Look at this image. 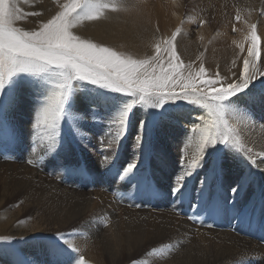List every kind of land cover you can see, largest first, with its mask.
Here are the masks:
<instances>
[{"label":"bare ground","instance_id":"obj_1","mask_svg":"<svg viewBox=\"0 0 264 264\" xmlns=\"http://www.w3.org/2000/svg\"><path fill=\"white\" fill-rule=\"evenodd\" d=\"M18 1L20 2L18 4L23 6L28 0ZM194 1L195 0H187L185 2L183 0H114L117 4H125L128 6L116 12L109 11L106 18L91 21V24L86 30H78L77 34L84 38L91 39L93 42L109 46L119 52L142 57L141 55L151 53V49H154L153 41L161 42L179 29L180 31L176 39V48L185 64L192 63L197 60L199 56L200 59L197 60L199 62L195 67L193 66L194 69H198L200 63H203L210 73L219 70L223 75H227L229 72L228 70L234 67L233 61L238 63L236 54L239 52V49H236L232 41H243L244 34L247 32V26L243 22H238L236 25L233 24L232 21L230 23V16H228L229 18H226L229 20L225 21L226 23L224 22L223 25L220 23L222 25L220 29L214 30V22L211 24L207 15L208 11L210 12L211 4H216L215 9L217 10L216 13H218L217 16H215L214 24L216 25L222 19L220 13L225 9L227 12L229 11V13L232 11V14L234 11H239L241 18L243 19L244 17L247 21L249 20L250 23H253L250 20L254 18H262V22L259 23L258 26V32L261 38L264 39V15L260 14L261 10H264V8H262V6L264 7V2L261 3L262 0H198V4L192 8L195 13L190 11L188 14L189 16H194L190 18L189 21L183 18L184 14L187 13L186 9H188L185 3L193 5ZM58 2L62 3L63 0H59L56 4H53L50 14L44 15L42 20L49 18L50 15L58 10ZM14 3L16 5V0H14ZM260 5L262 6L260 7ZM55 6L57 7L55 8ZM36 20L38 21L39 18H29L27 16L26 19L17 21L16 26L29 30L27 28H34V23H37ZM202 20L207 21V23L201 26L200 22ZM232 24L235 25L234 27L238 31H232L234 28ZM26 25L29 26L25 27ZM246 47L247 45L245 44V48ZM233 71H236L235 68ZM34 76L40 79L42 84H45L43 88L47 93L54 91L51 86L55 85V83L51 76L55 75L51 71L41 73H18L14 77L18 79L16 82V84H18L25 80H30V78ZM260 81L261 85L256 86V84L252 83L249 88L243 92L246 94L247 100L244 99L245 97L240 96L231 98L230 101L226 103L230 108L243 111L252 118V120H247L245 122L230 119L229 123L236 130L237 138L243 145L245 152L248 148H252L253 154L264 149V78H261ZM25 86L27 85L23 84L18 90L19 95L24 94L22 89ZM87 89L92 90L90 86ZM110 96L112 97L114 94L93 91L90 99L91 102L98 107V109H95V107L94 109L96 112L98 111V116H100V118H107L110 116V112H112V116L117 115L114 118L115 121H117L118 114L123 111L128 97H117L111 100ZM77 97L78 96L75 95L74 105L77 109H75L74 115L76 120L68 121L69 129L72 133L71 137L75 140L76 145L80 147L82 155L84 158H87L88 165H90L91 169L96 173L98 172V168L101 169L102 166L105 168V164H102L101 161L106 154L112 156V152L110 150L103 152L101 146L98 144L100 138L103 137L101 136V131L97 127L91 125L90 118L92 114H89V112L86 114L84 112L86 104L85 102L80 103ZM30 102L31 100L29 98L24 97L20 99V104H17L16 110L12 108L14 115L11 118L17 130H15V134H13V149L5 153H9L12 157L15 155L18 157L20 155L22 156L24 150L19 149H29L27 141L34 135V121L32 123L28 122L31 121V105L28 104ZM166 103V110L161 111L158 109L161 113L157 115L159 117H157L156 120L153 119L154 121L150 119L149 114L144 110L145 108L140 105L134 109L129 119H131V121L133 120V128H135L136 125L137 131L140 129L141 121L144 122L142 129L143 138L138 148L141 155L144 150H147L149 146L148 143L152 141L153 137L156 140L157 147L163 149L169 155L171 160L170 170L164 171L165 180L158 178L155 174L154 176L161 186L173 189L174 181L176 180L174 177L177 178L179 175L177 171L178 161L179 158H181V149H183L184 155L187 157V163H190L191 158L196 155V141H189L187 138L191 126L198 122L196 117L201 114V110L194 105L189 103L186 104V102L182 100ZM99 107L103 108L100 109ZM127 119L128 117H126L125 121H127ZM150 123L152 124L151 126ZM116 125L119 130V124L116 123ZM126 125L127 123L124 125L125 131H128L130 137H133L132 140L134 144V137L137 135V132L129 130ZM201 126H203L202 122ZM74 129H79L81 132L87 133V135L85 137L77 136ZM118 130L113 129V133L109 138L115 137ZM41 135H43V133ZM57 139L58 136L55 137V140ZM120 139H122V137H120ZM73 145L75 144H66L62 146L58 152L63 154L69 146ZM120 146L119 142L116 149L118 150ZM36 149L38 150V147ZM97 149L99 150L98 153L96 152ZM129 151L136 152L133 146L130 147ZM100 153L103 154L102 157H99L98 154ZM220 153H222V151ZM27 154L31 157L34 153L29 149ZM140 154L138 155L139 157ZM70 155L71 154H69V157ZM204 158L207 160L201 164V169H210L212 166L216 167V163L210 161L211 157ZM237 159L247 165L249 164L242 155L235 151L223 150L222 155L219 156V160H221L219 166L222 171L227 170L228 173H224V182L211 186L216 190L221 188L224 189L225 187L222 186V184L227 181H232L234 173H236V178L240 175L241 170H237L238 167L235 166ZM257 163L259 167H253V172L256 175H260L263 179L262 181H264V171L260 170L264 168V162L258 161ZM16 169L17 167H11L9 164H0V242L7 241L8 239H16L18 241L16 242V245L18 244L17 248H24L28 254V259L22 260L23 264L58 263V260L55 261V259L61 254L59 248L52 251V248L49 247L50 245L47 246L39 241L35 242L34 240H40L38 237L29 238V236L37 233L42 235L51 231L66 232L69 226L72 227V224L77 218L84 214L88 216L90 213H93V211H97V209L100 210L102 218H105L107 214L112 217V227L108 231L104 229L101 233H98L97 228L95 229L96 226L91 225L89 227L88 220L93 218L89 217L84 219L81 223L82 225L75 232H69L68 235V243L78 246V252H75L74 255L75 258H77V255H82L87 264H90V261L93 264H119L120 258L121 264H264V246L243 239L231 232L192 226L191 223L181 218V216L178 217L168 211V213H164L165 218L163 219L158 212H153L152 215L149 211L130 210L119 206L110 196L100 192L101 190H95L93 192H86L82 189L73 190L60 185L52 179L41 181L43 175L40 176L32 172V169L25 166L20 165V167ZM200 171H202L201 174H199ZM180 172H182V167ZM194 173L197 174V177L192 176ZM206 173L198 167L192 171L191 175L186 176L183 181L187 182V180L192 177L194 181L199 180L201 186L206 187L208 183L215 180L213 177H210V174ZM96 176L99 177V175H95L94 177ZM71 177L73 178V176ZM247 178H249V175ZM98 180L99 179H97V181ZM112 182L113 181H110L108 185ZM113 185L114 187L120 186L114 182L112 183V186ZM240 186H245L249 194L254 193L256 190L255 183H250L248 185L246 180H241ZM239 195L238 193L237 197ZM98 197L104 200L106 203L105 206L107 205L106 207H101L96 204L100 202V198L97 200ZM245 197L246 193L244 192L240 198L244 199ZM8 204L11 205L7 206ZM69 205L75 206L76 209L69 210ZM107 207L110 209L116 207L117 210L115 214L113 215ZM62 210L64 211V215L59 213ZM189 232L194 236L189 237ZM67 233L68 232H66V234ZM102 237L107 238L114 244V248L111 251L112 255H110L111 257H108L101 247L100 238ZM57 241L62 243L59 239H57ZM119 242H121L120 246ZM53 245L56 246V244ZM42 248L49 250L50 254L45 255V251ZM167 248L169 251L165 256L164 254H166L165 250ZM2 249H4L3 246ZM144 249L145 255H142L143 257L140 258L141 263H139V261L136 263L130 260L133 258L132 256ZM249 249L251 251H249ZM154 250L164 259L158 260L152 253ZM250 252H253L254 255L249 256L248 253ZM123 258H125V260L121 262Z\"/></svg>","mask_w":264,"mask_h":264},{"label":"snow or ice","instance_id":"obj_2","mask_svg":"<svg viewBox=\"0 0 264 264\" xmlns=\"http://www.w3.org/2000/svg\"><path fill=\"white\" fill-rule=\"evenodd\" d=\"M127 6L114 0H63L62 3L58 2V10L54 14L39 22L38 28L25 30L17 27L16 22L27 16H42L43 13H23L13 0H0V90L18 73L51 71L57 77L55 91L35 115L33 141L36 147L48 140L49 150L54 149L65 103L72 93V82L81 81L132 97L118 114L116 123L120 127L115 137L106 135L101 138L102 150H110L113 154L120 137L125 134L128 112L135 104L159 108L166 102L182 100L201 110L196 117L198 122L191 126L187 138L196 141V155L187 163L181 149L182 172L174 181L173 194L179 191L184 178L201 166L206 150L217 144L242 155L252 167H259L257 162H264V149L253 154V149L248 148L245 152L236 130L229 123L230 119L245 122L252 118L225 103L247 90L254 81L264 78V39L258 32V25L242 21L239 11L234 17L236 22H243L247 26V32L243 41H232L239 49L236 56L242 60V67L233 71L230 77L222 75L219 70L210 73L203 63L198 69H194L191 63L185 64L176 48L179 29L161 42L153 41V53L143 58L119 52L77 34L85 22L106 18L109 11L116 12ZM260 14L264 15V10ZM205 23L207 21L200 22L201 26ZM232 31L238 30L234 27ZM143 123L141 121L134 137V148H139L142 141ZM74 130L77 136L87 135L79 129ZM111 159L112 156L105 155L101 163L107 165ZM28 162L33 163L31 159ZM137 163L138 160L134 158L126 164L119 173V179L123 180L133 173ZM260 170L264 171V168ZM238 189L239 186L231 189L233 196ZM54 234L68 248L78 252L76 244L68 243L66 233L57 231ZM75 264L87 262L82 255H77Z\"/></svg>","mask_w":264,"mask_h":264},{"label":"rangeland","instance_id":"obj_3","mask_svg":"<svg viewBox=\"0 0 264 264\" xmlns=\"http://www.w3.org/2000/svg\"><path fill=\"white\" fill-rule=\"evenodd\" d=\"M57 1L59 0H54V1L28 0L26 1V3L23 4V6H20V4H18L20 2L16 0V7L20 8L23 13H29V12L43 13L42 16H28L29 18L31 17L36 19L39 18L38 21L36 20L37 23H34L35 24L34 28H30V27L27 28L29 30H34L39 27V22L42 21V17L44 15L50 14L53 4H56ZM183 1L185 2L187 0H183ZM263 2L264 0L261 1V3ZM197 4H198V0H195L193 5L189 3H185V6L188 9H186L187 13L184 14L183 18L190 21V18H193L194 16L193 15L189 16L188 14L190 13V11L195 13L193 11L194 9L192 8ZM261 6L262 5H260V7ZM56 7L57 6H55V8ZM210 8H211L210 12L208 11L207 15L209 17V22L212 24L213 22L215 23V16H217L218 13H216L217 10L215 9L216 8L215 3H212ZM262 8L264 7L262 6ZM222 13H220L222 15L221 16L222 19L219 21L218 23L219 25L213 23L215 27L213 28L214 30L220 29V27L224 24V22L229 20L227 19L229 18L228 16H230V23L231 21L235 25L236 23H238L234 20V17L236 16L237 13L236 11H234V13L232 14V11H230L229 13V11L227 12V10L225 9L222 11ZM244 19L245 18L243 17L242 21ZM261 19L262 18L260 19L254 18L253 19L254 21L253 20L250 21L256 23L259 26V23L262 22ZM90 22H85V26H81L79 30H86L88 26L91 24ZM233 24L232 26L234 27L235 25ZM28 26L29 25H26L25 27ZM153 51L154 49H151V53H145L141 55L142 57L140 58H143L146 54L151 55ZM198 62L199 61L195 60L191 64L192 66L195 67L196 64H198ZM240 67H242V60L238 59V63L235 61L234 67L228 70L229 72L227 76L229 77L231 76V73L233 72L234 68L237 71ZM51 77L54 80V83H56L57 77L56 76H51ZM260 80L261 79L254 81L253 84H256V86L261 85ZM17 81L18 79H15V77L13 76L9 80V82L5 85V88L3 90H0V157H1L0 164H9L11 167L14 168L17 167V169L18 167H20V165H22L29 169H32V172H35L40 176L43 175L44 177L42 176V180L40 179L41 181H47V179L48 180L52 179L55 180L60 185L65 186L69 189H73V190L82 189L86 192L101 190L100 192L110 196V198L121 207H125L134 211H145V212L149 211L151 212L152 215L153 212H158L163 219L165 218L164 213L168 211L171 212L172 214H175L178 217L181 216V218L191 223L192 226L212 229L216 231H228L243 239L250 240L261 246H264V188H263L264 181H262L263 179L261 178L260 175H256L253 172L254 168L250 164L247 165L246 163H243L241 162V160L237 159L235 166L238 167L237 170H241L240 175L236 178V173H234L232 181L229 182L227 181L222 184V186L225 187L224 189L221 188L216 190L213 186H211V185H217L219 183L221 184V182H224V175H225L224 173L227 174L228 172L227 170L222 171L220 169L219 165L221 160H219V156L222 155L223 150H232L229 149V147H226L221 144H217L215 147H210L206 150V154L204 157H211L210 161L215 162L216 167L212 166L210 169L209 168L201 169L200 166L199 168L200 170H203L205 173L207 172L208 174H210L211 175L210 177H213L215 179L213 180V182L208 183L207 186L205 187V186H201L199 180L194 181V178L191 177L190 179L187 180V182L186 181L182 182L181 188H179V191L176 192L175 194H173V189L169 187L165 188L161 186L156 181V177L154 176L155 174L158 176V178L165 180L164 171L170 170L169 168L171 162L169 155L163 149L157 147V143L154 137L152 138V141L148 143L149 146L147 147V150H144L141 155L139 153L138 148L133 147V149H135L136 152L129 151L130 147L133 146V140H132L133 137H130L128 131H125V134L122 136V139L119 140L121 146L119 147L118 150L117 149L115 150L114 154L112 153L113 160L111 159L110 163L104 166L105 168H103V166L101 167V169L98 168V172H96L98 174H96L94 170L91 169L90 165H88L87 163V158H84V156L81 153L80 147L76 145L75 140L71 137L72 133L69 129L68 121L76 120L74 115L75 109H77V107L74 105L75 95L78 96L77 99L80 103L85 102L86 108H84V112L86 114L88 112L89 114H92L90 118V123L91 125L97 127L101 131V136L103 137H105L106 135L110 137L111 134L113 133V129L118 130V126L116 125V121L114 119L115 116L117 115L112 116L113 113L110 112V116H108L107 118L106 117L100 118V116H98V111L96 112L95 110L98 109V107L95 104H93L90 99L93 91L94 92L101 91L102 93L105 94H114V96L112 97L110 96L111 100L116 99L117 97L125 98V95H120V94L116 95V93H112L110 91L104 90L102 88H99L98 86L91 85L90 83L87 82L73 81L72 93L70 94L68 101L65 103L64 115L59 125V136L58 139L56 140V145L54 149L49 150L50 141L45 140L43 143L39 144L38 150L36 149V152L31 157H29L27 152L29 151V149L30 151L33 152V148L36 145L34 142H32L33 137H30L29 140L27 141V145L29 149L26 148L19 149V150H24L23 151L24 154L22 156L20 155L18 157L17 155H15L12 157L11 155H9V153L5 154L7 151L13 149V145H14L12 142L14 140L13 134H15V130H17V128L16 125L13 123V119L11 117L14 115L13 109L16 110L17 104H20V99L26 97L31 100V102L28 103L29 105H31V113H30L31 121L28 122L32 123L35 119L36 112L40 108L45 106L47 102V98L55 91V85H53L51 87L54 91L47 93L43 88V85L45 84H42L40 79H38L35 76L33 78H30V80H25L21 83L16 84ZM23 84H26L27 86H25L22 89L24 91V94L19 95L18 90L22 87ZM89 86L92 88V90L87 89ZM240 96L245 97L244 99L247 100L246 94H244L243 92L240 93L238 96H234L232 98L240 97ZM127 97H128V101H127L128 103L130 100H132V97L129 96ZM227 102L228 101H226L225 103ZM138 105L143 106L145 108L143 109L146 111V113L149 114L151 120L153 119L156 120V118L159 117L157 115L160 114L161 112H159L158 109H160L161 111H165L167 108V103H165L163 106L159 108L156 107L151 108V107H146L143 104H135L133 106L134 108L132 107L131 110L128 112L127 115L128 119L127 121H125V123H127L126 127L134 132H137L136 125L135 128H133V120L131 121V119H129V116L132 115L134 109ZM102 108L103 107H101L100 109ZM93 117H95V119ZM151 123L150 126L152 125ZM65 143L67 145H69L70 143L71 144L73 143L75 145L69 146L66 152L61 154V152L58 151L59 149H61L62 146L66 145ZM98 144L101 146V138ZM9 146L11 149L9 148ZM98 151L99 150L97 149L96 152L98 153ZM104 151L105 150H103V152ZM221 151L222 153H220ZM67 153L71 154L70 157L69 154L65 155ZM102 153L98 154L99 157L103 156ZM139 154L140 157L138 156ZM134 157L137 158V160L139 161L133 173L129 174V176L123 180L119 179L120 171L124 168L126 164L132 161ZM30 159L33 161V163L31 164L28 162ZM206 160L207 159L203 158L201 164H203V162H205ZM178 162L179 163H178L177 172H179L180 175L181 173L180 171L182 167L180 166L182 165L180 158ZM201 173L202 171L199 172V174ZM45 174L47 175V177ZM194 174L192 176L197 177V174L196 173ZM95 175H99L100 178L98 176L94 177ZM246 175L247 176L249 175V178H247ZM71 176H73L74 179ZM97 179L99 180L97 181ZM174 179L176 178L174 177ZM241 180H246L248 185L250 183L251 184L255 183L256 190L254 191V193L252 194L247 193L246 187L240 186ZM110 181H113L114 183L119 184L120 186H116V187H114V185L112 186L113 182L108 185ZM237 186H239L238 192L235 196H233L231 193V189ZM244 192L246 193V197L244 198L245 200L240 198L242 197ZM0 193H1V185H0ZM238 193L240 195L237 197ZM99 198L100 197H98L97 200ZM99 201H98L99 203H96L97 205L101 207L105 206L106 203L104 202L103 199L100 198ZM10 205L11 204H8L7 206ZM137 205H141V206H137ZM68 209L75 210L76 207L73 205H69ZM107 209L111 211L113 215L117 210L116 207L111 209L107 207ZM59 213L61 215H64L63 210L60 211ZM100 214H101L100 210L97 209V211H93V213H90V215L88 216L87 214H84L83 216L77 218V220H75L74 223L72 224V227L71 226L68 227L69 229L68 231H66L68 232L66 235H69V232L70 233L75 232L82 225L81 223L84 221V219H87L89 217L90 218L93 217L91 218V220H88L89 227L91 225L96 226L95 229L97 228L98 233H101L104 229L108 231L112 227L111 224L112 217L108 216L107 214L105 218H102ZM189 217H194V218L190 219ZM54 233H55L54 231L46 232L42 235L37 233V234H33L32 236H29V238L38 237L40 240H34V241L42 242L47 246L50 245L49 247L52 248V251H55L57 248H59L61 250V254L57 257V259H55V261L58 260V263L56 264H64V263L75 264V261L77 260V258H75L74 256L75 252L72 249L68 248L66 245L59 243ZM188 236L193 237L194 235L191 232H189ZM16 242H18L16 239H11V240L8 239L7 241L0 242V246H1L0 256H2L0 257V264H5V263L23 264L22 260L28 259L27 256L28 254L26 253L25 249L17 248L18 244L16 245ZM53 244H56V246ZM100 244L106 255L108 257H111L110 255H112L111 251L114 248V244L111 243L105 237L100 238ZM120 245L121 242H119V246ZM2 246L4 247V249H2ZM42 249L45 251V255L50 254L49 250H45L44 248ZM168 251L169 250L167 248L165 250L166 253L164 254L165 256L167 255ZM249 251L251 250L249 249ZM144 253H145V249L141 250L139 253L132 256L133 258H131L130 260H133L132 262L137 263L139 261V263H141L140 258H142L145 255ZM152 253L155 255L156 258H158V260L164 259L157 251L154 250L152 251ZM248 255L253 256L254 253L250 252L248 253ZM67 258H69L70 260ZM120 259H119V264H121ZM124 260L125 258H123L121 262ZM90 264L93 263L90 261Z\"/></svg>","mask_w":264,"mask_h":264}]
</instances>
